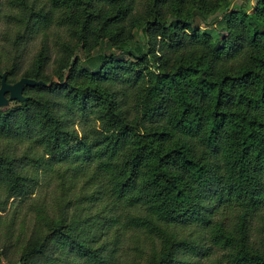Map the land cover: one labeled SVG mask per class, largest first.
<instances>
[{
	"label": "trees",
	"instance_id": "obj_1",
	"mask_svg": "<svg viewBox=\"0 0 264 264\" xmlns=\"http://www.w3.org/2000/svg\"><path fill=\"white\" fill-rule=\"evenodd\" d=\"M243 4L0 0V83L42 81L0 108L17 261L264 264V0Z\"/></svg>",
	"mask_w": 264,
	"mask_h": 264
},
{
	"label": "water",
	"instance_id": "obj_2",
	"mask_svg": "<svg viewBox=\"0 0 264 264\" xmlns=\"http://www.w3.org/2000/svg\"><path fill=\"white\" fill-rule=\"evenodd\" d=\"M42 83L41 80H36L34 78H28V77H20L15 82H7L6 76L3 73L0 83V108L1 106L5 105L8 102V98L6 94H9L10 99H24V96L22 94V89L24 84H37ZM13 264H21L20 261L13 263Z\"/></svg>",
	"mask_w": 264,
	"mask_h": 264
},
{
	"label": "rangeland",
	"instance_id": "obj_3",
	"mask_svg": "<svg viewBox=\"0 0 264 264\" xmlns=\"http://www.w3.org/2000/svg\"><path fill=\"white\" fill-rule=\"evenodd\" d=\"M237 2L240 5H244L243 0H237ZM249 2H250V4H254L255 0H249ZM248 10L250 11V8ZM7 98H8V102L3 106H9L11 104V101L13 100V99H10L9 97H7ZM3 106H1V108ZM54 184H55V182L52 184H49L48 186L45 185L43 190H46V192H48L50 187H52ZM1 213H4V212H1ZM16 252H17L16 246L6 247V245L4 243V237L2 236L0 238V264H13V263L18 262Z\"/></svg>",
	"mask_w": 264,
	"mask_h": 264
}]
</instances>
